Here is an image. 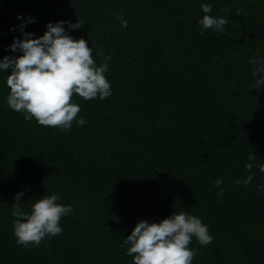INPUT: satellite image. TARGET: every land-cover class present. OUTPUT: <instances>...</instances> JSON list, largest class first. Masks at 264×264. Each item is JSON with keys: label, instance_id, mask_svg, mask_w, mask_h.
Listing matches in <instances>:
<instances>
[{"label": "trees", "instance_id": "trees-1", "mask_svg": "<svg viewBox=\"0 0 264 264\" xmlns=\"http://www.w3.org/2000/svg\"><path fill=\"white\" fill-rule=\"evenodd\" d=\"M201 2L228 17L224 32L202 30ZM17 14L35 18L24 28L35 36L47 22H82L70 35L97 65L111 56V95L74 93L87 123L44 126L7 106L0 72V264H133L122 241L135 223L181 210L214 236L193 237L192 264H264V85L252 88L249 62L264 57V0H0V57L20 54L6 49L21 35L9 30ZM252 153L251 184H235ZM22 189L25 211L44 193L72 205L60 234L16 243Z\"/></svg>", "mask_w": 264, "mask_h": 264}, {"label": "clouds", "instance_id": "clouds-1", "mask_svg": "<svg viewBox=\"0 0 264 264\" xmlns=\"http://www.w3.org/2000/svg\"><path fill=\"white\" fill-rule=\"evenodd\" d=\"M203 13L198 23L203 29L225 31V25L230 23L228 17L211 15L212 4L201 2ZM242 14V13H237ZM122 27L127 26V20L116 17ZM18 25L10 26L9 30H18L20 37H13L6 46L7 50L19 55H4L0 57V72H6V85L9 93L5 98L7 106L23 114L25 120L35 118L44 126L59 127L64 130L87 123L83 116H77L80 106L72 99L73 94L89 100L104 99L111 95L110 81L105 73L108 71L106 56L97 65L93 58V49L84 38L73 37L71 30L79 29L83 23L76 20H57L47 22L42 35L35 36L25 31L27 23H34L32 16L21 17L17 14ZM233 27L237 24L231 22ZM101 53H98L100 55ZM254 65L252 76L255 84L252 88L259 89L264 85V57L253 56L249 60ZM257 157L252 153L244 165L249 170L248 175L235 184L249 186L253 180L250 171ZM264 172V166H260ZM222 178L218 177L213 186L218 187L217 195L222 196L224 189L219 187ZM257 190H264V184L257 185ZM24 196V190L13 196L12 215L13 234L16 243L27 247L31 242L39 245L43 239L62 232L59 223L61 217L72 212L71 204L59 203V193L43 194L33 199L30 210L25 211L23 203H18ZM193 237L200 245L210 244L214 236L209 233L208 225L201 219L186 211H173L171 215L159 221L138 220L131 232L124 237L122 244L126 254L132 257L133 264H192L197 250L190 248Z\"/></svg>", "mask_w": 264, "mask_h": 264}]
</instances>
